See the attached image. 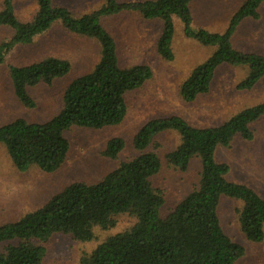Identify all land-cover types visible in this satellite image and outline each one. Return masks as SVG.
<instances>
[{"label":"trees","instance_id":"obj_1","mask_svg":"<svg viewBox=\"0 0 264 264\" xmlns=\"http://www.w3.org/2000/svg\"><path fill=\"white\" fill-rule=\"evenodd\" d=\"M35 1L33 17L20 21L13 0H2L0 26L10 27L12 34L0 41V63L14 46L31 43L56 21L72 33L93 38L100 50L92 69L67 84L61 108L50 119L30 122L16 118L0 125V144L19 171L32 165L44 172L57 170L70 148L65 131L73 126L98 129L119 124L127 112L126 93L151 77L147 64L120 65L115 39L101 24L103 17L134 11L146 20L160 19L155 48L166 60L174 56L172 16L179 18L186 37L215 48L181 83L180 95L186 102L208 92L216 69L223 64L247 67L246 75L236 84L238 90H250L264 77V55L238 50L231 42L242 20L259 18L258 8L264 0H244L222 32L192 27V0H102L100 7L78 17L52 0ZM69 70L68 60L54 56L8 67L13 92L28 108L36 105L28 87L50 84ZM262 116L264 101L237 111L217 125L193 126L178 115L147 120L132 138L138 151L135 156L120 161L95 182L68 184L37 209L1 224L0 243L5 245L0 251V264H41L43 244L52 234L90 241L95 227H112L114 216L122 213L133 216L134 223L106 237L89 254L81 256L78 264H238L245 249L222 229L217 211L220 197L241 202L238 222L251 242L264 240V198L250 186L228 180L229 165L218 162L215 151L218 146H227L235 135L251 139L249 124ZM166 130H174L180 137L179 144L165 155L168 163L185 170L190 160L198 157L201 168L197 186L162 216L163 191L151 181L161 162L158 154L147 148L157 134ZM123 147L121 137H112L103 154L114 159Z\"/></svg>","mask_w":264,"mask_h":264},{"label":"rangeland","instance_id":"obj_2","mask_svg":"<svg viewBox=\"0 0 264 264\" xmlns=\"http://www.w3.org/2000/svg\"><path fill=\"white\" fill-rule=\"evenodd\" d=\"M18 20L29 21L36 9L35 0H13ZM142 1V0H118ZM244 0H192V27L222 32L233 12ZM2 0H0V9ZM54 5L67 7L74 17L97 9L102 0H52ZM259 18H246L231 37L232 45L241 51L264 55V2L258 8ZM175 32L172 40L173 59L160 57L155 48L161 30V20H146L137 12L123 11L103 17L101 24L115 39L121 66L144 63L152 75L140 87L125 95L127 112L116 125L103 128L73 126L65 131L70 148L65 162L53 172H44L36 165L25 171L17 170L5 148L0 144V225L16 221L26 212L43 205L52 195L72 182L87 183L99 180L120 161L130 159L138 151L132 138L147 120L178 115L193 126L217 125L237 111L264 101V77L250 90H238L236 84L247 73L245 66L220 65L208 92L186 102L180 95V85L191 69L205 60L215 49L203 45L183 33L177 16H172ZM12 29L0 26V41L10 37ZM99 45L91 37L66 30L60 21L34 37L28 44L14 46L0 63V125L16 118L43 122L55 115L62 105L63 91L75 77L91 70L99 58ZM47 56L69 61V72L50 84L38 83L28 87L35 107L28 108L15 96L8 73L9 65L20 66ZM251 139L235 135L227 146H218L215 159L229 165L227 179L244 183L264 198V116L251 122ZM121 137L124 147L114 159L103 154L106 142ZM180 142L178 133L166 130L154 137L148 151H155L161 162L159 172L151 178L163 191L160 212L165 216L181 201L199 180L200 160L194 157L185 170L166 160L165 155ZM241 202L221 196L218 216L223 231L240 243L245 252L238 264H264V240L251 242L240 230L238 211ZM112 227L94 228V239L78 241L69 234L54 233L43 245L45 255L41 264H78L81 256L89 254L106 237L128 229L135 218L128 213L114 216ZM5 243H0V251Z\"/></svg>","mask_w":264,"mask_h":264},{"label":"crops","instance_id":"obj_3","mask_svg":"<svg viewBox=\"0 0 264 264\" xmlns=\"http://www.w3.org/2000/svg\"><path fill=\"white\" fill-rule=\"evenodd\" d=\"M13 4H14V1H13Z\"/></svg>","mask_w":264,"mask_h":264}]
</instances>
